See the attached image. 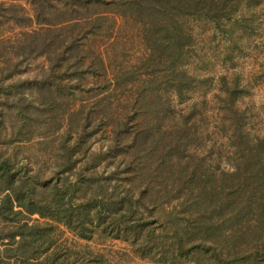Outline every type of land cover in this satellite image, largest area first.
I'll use <instances>...</instances> for the list:
<instances>
[{
    "label": "rangeland",
    "instance_id": "obj_1",
    "mask_svg": "<svg viewBox=\"0 0 264 264\" xmlns=\"http://www.w3.org/2000/svg\"><path fill=\"white\" fill-rule=\"evenodd\" d=\"M0 2V162L8 160L21 181L63 184L83 177L92 178V188L109 181L120 191L130 179L136 192L152 194L143 198L150 219L169 213L164 222H172L191 213H182L172 197L194 192L200 182L206 188L225 184L230 113L219 99L226 95L221 82L235 87L231 95L245 113L243 127L264 129V0H228L223 16L214 19L187 17L183 26L191 37L184 59L177 27L167 35L173 42L168 52L157 45L164 32L156 38L138 19L108 12L107 34L77 40L84 51L79 76L65 69V53L59 64L56 48L65 30L48 27L60 25L35 22L32 0ZM10 3L15 7L6 8ZM14 14L32 21L15 22L9 18ZM41 18L58 20L50 10ZM181 62L191 74L193 101L176 98L171 87ZM66 129L72 135L65 140L60 134ZM79 136L85 152L71 149ZM5 192L0 189V199ZM35 220L45 221L30 216V223ZM9 228L0 218V237ZM55 239L60 247L102 255L101 264H164L140 258L122 241L83 240L63 227ZM6 240H0V264H14V246Z\"/></svg>",
    "mask_w": 264,
    "mask_h": 264
},
{
    "label": "trees",
    "instance_id": "obj_2",
    "mask_svg": "<svg viewBox=\"0 0 264 264\" xmlns=\"http://www.w3.org/2000/svg\"><path fill=\"white\" fill-rule=\"evenodd\" d=\"M32 1L36 9L35 22L50 26L60 25L57 28L48 27L50 32L65 30L62 40H58L59 47L56 49L59 53L56 55L60 64L65 53V69L70 66L74 69L72 73L77 76L82 73L81 65L84 63V51L77 40L107 34L110 29L107 23L108 12L138 19L143 23L144 32L147 34L154 33L161 37L164 32L166 37L162 35L163 38H160L157 45H165L164 51L168 52L173 49V42L167 35L177 27L180 59H184L187 49L185 47L188 45L185 40L191 37L183 26L186 18L201 14L209 15L213 19L223 16L228 2ZM2 4L0 2V6ZM8 6L6 8H12L15 4L10 3ZM20 9L23 8L20 6ZM48 10L58 20L41 18ZM62 15L68 17L60 18ZM9 18L18 23L32 21L25 14H14ZM43 51L50 58V52ZM169 55L168 63H172ZM98 61L105 74L106 64L101 53L98 54ZM166 70L168 71L167 68ZM190 78L191 74L185 63L181 62L173 78L174 82L171 83L176 98L186 96L193 101L192 92L189 93L192 89ZM233 88L235 87L226 81L221 82V91H225L226 95L219 99L230 113L227 124L225 184L221 188L215 186L216 184L206 188L200 182L194 192L192 189L181 196L172 197L171 200L179 201L182 213L191 211L189 216L183 215L172 222H164L169 213L162 215V218L156 216L150 219L151 208L144 203L146 198H143L147 195L151 200L152 194H147L148 191L145 193L146 190L136 192L130 179L126 182V188L120 191L118 187L111 186L109 181L97 183L92 188V178L83 177L65 181L63 184L60 181L42 184L37 182L38 178L30 182L21 181L18 173L11 171L10 162L1 161L0 189L6 192L0 199V218L9 223L10 228L7 236L0 237V240L6 238L5 245L14 246L11 248L14 252L11 256L15 258L14 264H101L100 254L60 247L55 235L61 227L83 240L109 238L122 241L140 258L164 264H264V129L249 132L243 127L241 121L245 118V113L238 98L231 95ZM186 102L187 105L195 104L188 100ZM71 135L69 129L60 134L65 140ZM80 137L71 149L85 152L87 148H82ZM97 154L99 156L105 152ZM92 155L96 156L94 153ZM34 214L45 221L35 220L30 223V216ZM156 222L161 225L155 226Z\"/></svg>",
    "mask_w": 264,
    "mask_h": 264
}]
</instances>
